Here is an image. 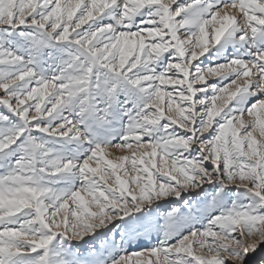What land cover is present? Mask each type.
Here are the masks:
<instances>
[{"label": "snow or ice", "instance_id": "1", "mask_svg": "<svg viewBox=\"0 0 264 264\" xmlns=\"http://www.w3.org/2000/svg\"><path fill=\"white\" fill-rule=\"evenodd\" d=\"M0 107V264L264 252V0H0Z\"/></svg>", "mask_w": 264, "mask_h": 264}, {"label": "rangeland", "instance_id": "2", "mask_svg": "<svg viewBox=\"0 0 264 264\" xmlns=\"http://www.w3.org/2000/svg\"><path fill=\"white\" fill-rule=\"evenodd\" d=\"M181 2H183V0H181ZM211 82H215V80L213 79ZM0 111H5L2 107H0ZM245 119H248V117H245ZM109 152L111 153V155L109 156V159H115L118 156H123V155H127L128 153L126 152H121L118 149L115 148H110ZM141 246H136L133 249H130V251H137L139 250ZM252 264H264V252L257 254L256 256L253 257V261Z\"/></svg>", "mask_w": 264, "mask_h": 264}]
</instances>
